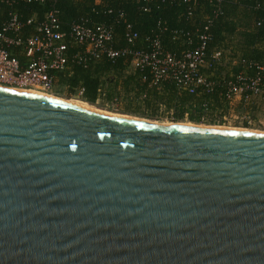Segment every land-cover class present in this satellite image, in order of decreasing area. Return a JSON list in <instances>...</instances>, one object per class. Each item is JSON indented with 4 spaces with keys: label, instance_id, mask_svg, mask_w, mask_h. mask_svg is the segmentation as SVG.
Wrapping results in <instances>:
<instances>
[{
    "label": "water",
    "instance_id": "water-1",
    "mask_svg": "<svg viewBox=\"0 0 264 264\" xmlns=\"http://www.w3.org/2000/svg\"><path fill=\"white\" fill-rule=\"evenodd\" d=\"M1 87L0 264H264V133Z\"/></svg>",
    "mask_w": 264,
    "mask_h": 264
},
{
    "label": "built area",
    "instance_id": "built-area-1",
    "mask_svg": "<svg viewBox=\"0 0 264 264\" xmlns=\"http://www.w3.org/2000/svg\"><path fill=\"white\" fill-rule=\"evenodd\" d=\"M144 1L150 3L156 0ZM163 1L190 4L186 17L196 20L195 30L184 34L185 47L179 52L167 49L160 33L146 37L148 48L139 47L140 33L132 23L124 28V45L116 38L113 22L83 16L65 26L62 9L57 7L59 0H0L5 7L0 19V84L53 92L60 85L57 74L69 70L74 64L91 68L102 59L115 64L121 58H129L128 69L141 73L149 70L151 85L157 88L173 83L179 91L193 94L204 88L211 92L215 82L207 70L211 69L213 61H220L223 54L222 49H210L211 27L224 15L226 0H202L194 4L193 0ZM32 3L43 8L41 11L31 10L28 14L24 7ZM96 3L103 1L96 0ZM112 12L113 9L108 10V13ZM124 17L119 10L116 18ZM180 36L181 33L173 31V39ZM243 62L249 67L264 70L258 63ZM236 78L238 83L229 82L228 103H233L239 96L245 100L264 96L263 76L250 78L240 73ZM76 93L83 95L82 90ZM106 93L105 87L99 89V97Z\"/></svg>",
    "mask_w": 264,
    "mask_h": 264
},
{
    "label": "trees",
    "instance_id": "trees-1",
    "mask_svg": "<svg viewBox=\"0 0 264 264\" xmlns=\"http://www.w3.org/2000/svg\"><path fill=\"white\" fill-rule=\"evenodd\" d=\"M103 3H96V0H59L57 7L62 9V21L67 26L73 19L91 16L97 21L114 23L116 38L121 44L124 41V28L132 23L135 30L140 33L138 41L139 47L148 48L146 37L154 33H160L167 49L179 52L184 45V34L195 30V19L188 20L186 11L190 4L183 1L171 3L169 1L156 0L145 2L144 0H102ZM202 1L193 0L192 4ZM224 5V15L219 17L211 27L212 39L210 42L211 51L222 49V58L214 62L207 74L215 82L211 92L201 88L197 93L179 91L173 83H165L160 89L166 91L169 100V107L175 108L177 120L185 118L189 108L192 112L188 117L191 121L201 123L206 115V109L224 108L229 92V82L238 83L236 76L245 73L252 78L258 75L264 77V70L258 67H249L243 61H252L264 67V0H226ZM1 5V4H0ZM105 5H107L105 7ZM43 7L37 3H32L24 7L26 13L31 10L41 11ZM146 8H148L146 10ZM95 9V11H94ZM113 9L112 13H108ZM121 10L125 17L117 19V12ZM5 7L1 5L0 19ZM199 13V11L197 12ZM258 22H261L258 25ZM164 29V31H160ZM173 31L182 34L178 39H173ZM222 45V46H221ZM229 48V49H228ZM226 49L230 52V57L226 60ZM211 53V52H210ZM130 63L129 58H121L115 64L107 59H102L91 68H84L80 65H73L69 70L57 74L60 85H65L71 93L77 90L83 91V99L90 103H95L99 97V89L105 87L107 80H112L115 76L101 79L103 75L114 72L118 75L117 86L124 89H135L146 91L147 94L157 95V87L151 85V74L149 70L143 73L140 71L130 72L123 77L124 71ZM226 65L229 70L226 75L221 74ZM122 77V78H121ZM142 77L146 80L142 81Z\"/></svg>",
    "mask_w": 264,
    "mask_h": 264
},
{
    "label": "rangeland",
    "instance_id": "rangeland-1",
    "mask_svg": "<svg viewBox=\"0 0 264 264\" xmlns=\"http://www.w3.org/2000/svg\"><path fill=\"white\" fill-rule=\"evenodd\" d=\"M228 49H226L225 54L226 60H228L231 55ZM223 67H225V69L221 70V74L226 75L231 69L226 65H223ZM126 75L127 74H123V77ZM133 87L132 89H124L123 86L110 87L106 89V95L98 97L95 103L86 101L76 92L71 93L69 88L65 85H59L53 92L47 93L70 101H84L96 107L98 110L112 114L127 115L157 124L192 122L203 125L252 129L264 133V96L251 97L248 100L239 96L233 103H225L224 108L206 109L207 115L203 118L205 120L201 123H196L188 118L190 116L189 113L192 112L191 107L184 119L176 121V109L169 107L166 91L158 88L157 91H159V93L157 95H151L147 94L146 91L142 89L139 90L140 88L138 87H135V89H133Z\"/></svg>",
    "mask_w": 264,
    "mask_h": 264
},
{
    "label": "bare ground",
    "instance_id": "bare-ground-1",
    "mask_svg": "<svg viewBox=\"0 0 264 264\" xmlns=\"http://www.w3.org/2000/svg\"><path fill=\"white\" fill-rule=\"evenodd\" d=\"M1 86L11 88L12 90L29 92V93H35V94H41V95L48 96V97H51V98H54V99H60V100H63V101L74 103V104H77V105H80V106H83V107H86V108H89V109H92V110H95V111H99V112L110 114V115H114V116L131 117V116H127V115H117V114H112V113H109V112H106V111L98 110V109H96V107H94V106H92V105H90V104H88L87 102H84V101H80V100H72V101H70V100H67V99H62L60 97H55L54 95H51L50 93L44 92V91L39 90V89H29V88L15 87V86L11 87V86H5L3 84H0V87ZM132 118H135V117H132ZM137 119H140V118H137ZM161 125L174 126V127H189V128H199V129H217V130L247 131V132L261 133V132H258L256 130H252V129L234 128V127L219 126V125H203V124H195V123H192V122L166 123V124H161Z\"/></svg>",
    "mask_w": 264,
    "mask_h": 264
},
{
    "label": "crops",
    "instance_id": "crops-1",
    "mask_svg": "<svg viewBox=\"0 0 264 264\" xmlns=\"http://www.w3.org/2000/svg\"><path fill=\"white\" fill-rule=\"evenodd\" d=\"M229 51V50H228ZM132 73L133 71L132 70H129L128 68L124 71V74H128V73ZM111 76H115V78H113L112 80H110V82H109V80H107L108 82H106V84H105V88L106 89H108V88H110V87H113V86H115L116 87V84L115 83H117L118 81H119V78H118V75H116L114 72H111L110 74H105V75H103L102 76V80H103V82H104V80H106V78L107 77H111ZM122 78V77H121ZM117 79H118V81H117ZM118 87V86H117Z\"/></svg>",
    "mask_w": 264,
    "mask_h": 264
}]
</instances>
